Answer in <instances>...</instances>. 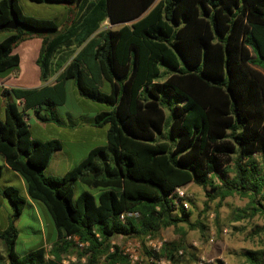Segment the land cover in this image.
Here are the masks:
<instances>
[{
    "label": "trees",
    "instance_id": "16d2710c",
    "mask_svg": "<svg viewBox=\"0 0 264 264\" xmlns=\"http://www.w3.org/2000/svg\"><path fill=\"white\" fill-rule=\"evenodd\" d=\"M30 1L64 5L68 17L38 19L24 15L18 0H0V32L9 33L0 43V74L18 69L15 47L38 37L43 83L1 91L0 155L22 178L28 198L45 208L57 238L51 258L43 246L19 257L15 222L26 202L17 188L0 184L12 209L0 232V264H62L72 239L84 250L68 264L100 258L129 264L114 237L144 247L168 228L204 234L205 224L192 222L184 206L190 200L175 193L189 184L206 192L200 214L237 195L250 203L232 222L264 215V0H81L77 7V0ZM12 17L18 27L1 29ZM106 22L111 28H102ZM67 81L81 98L106 108L89 122L107 128L106 144L56 178L44 171L61 143L33 139L25 118L33 112L42 123L61 125L56 109L66 102ZM1 172L0 166V178ZM77 181L102 192L74 201ZM128 213L138 216L120 219ZM144 251L172 264L198 259L183 241ZM238 255L246 264H264V243Z\"/></svg>",
    "mask_w": 264,
    "mask_h": 264
},
{
    "label": "rangeland",
    "instance_id": "374dc122",
    "mask_svg": "<svg viewBox=\"0 0 264 264\" xmlns=\"http://www.w3.org/2000/svg\"><path fill=\"white\" fill-rule=\"evenodd\" d=\"M48 9L37 11L41 17H54L56 9ZM68 17V16H67ZM103 29L111 28L106 22L102 25ZM29 64L28 58L22 56V68L21 74L28 71ZM76 88L73 81L66 82V102L63 106L58 107V111L61 119L69 125L71 115L75 121L80 122L82 119L93 117L103 105L93 103L90 100L80 98L82 101H78L77 95L73 92ZM4 100V99H3ZM2 100L0 98V106ZM5 104V101H4ZM46 114L41 112V115ZM30 116L29 125L33 136L40 140L45 141L51 137H64L61 138L64 141V153L57 159H51L48 168L45 170V175L60 178L64 176L73 167L78 165L85 159L87 154L96 147H102L106 143V130L107 128H92L86 124H81L80 131L75 138L74 143H68L66 134H70V129L60 127L52 123L50 127L42 123L33 112H29ZM91 130V133H87ZM259 159V157H258ZM98 158V162H100ZM2 165V159L0 157V166ZM0 184L11 185L21 190V184L18 180L11 177L5 170H2ZM184 197L190 200V203L186 204L187 208L191 210V221H201L206 226V232L201 234L198 230H189L187 226H180L177 228H168L161 230L155 237L147 238L144 242V247L135 238H126L116 236L112 239V243L118 245L123 253L128 256L129 264H151L152 258H148L145 254L146 251L158 252L162 244L167 242H180L194 249L197 254V261L193 264H246L245 261L239 257V252L243 249H257L258 245L264 243V233L254 235L253 232L256 227L264 228V215L257 214L253 218L248 220H242L238 222H232L233 216L237 209H243L250 203L248 198H241L237 195H232L225 198L221 203L215 200L209 203V211L205 214H200L203 210L204 202L207 201L206 192L204 189L189 184L184 189ZM209 191V189H207ZM83 192H88L93 196H97L100 192L99 189L91 188L77 181L74 185V198L76 200ZM2 205H0V225L3 222L4 211L8 214L12 213L9 201L6 198L1 197ZM42 205H39V211L42 215L43 227L39 220H37L32 209L25 207L22 215L19 217L17 224L15 225L18 235L15 244V253L19 257H23L28 252L45 246L46 257L51 258L50 250L52 248L53 241L56 240L57 234L52 225L47 220L48 215L43 211ZM46 214V215H45ZM202 215V216H200ZM44 236L49 244H41L44 241ZM72 246L63 254L62 264H68L69 262L75 263L79 259V254L84 250V245L79 244L76 239H72ZM194 252V251H193ZM0 256H5L3 244L0 240ZM181 256V251L179 252ZM180 259V258H179ZM186 259L179 260L178 264L186 263ZM87 257L81 258L82 263H86ZM154 261V260H153ZM163 261L165 263H163ZM155 264H172L164 259L154 261ZM104 264L103 258H100L98 263Z\"/></svg>",
    "mask_w": 264,
    "mask_h": 264
},
{
    "label": "crops",
    "instance_id": "0c3cea01",
    "mask_svg": "<svg viewBox=\"0 0 264 264\" xmlns=\"http://www.w3.org/2000/svg\"><path fill=\"white\" fill-rule=\"evenodd\" d=\"M18 3H19V6H20L22 13L26 16L35 17L38 19L55 20L58 23L64 22L68 16V7H66L64 5L36 4V3L31 2L30 0H18ZM50 7H53L52 9H56L55 13H54V17H41L38 15L37 11L39 9L44 10V9H48ZM8 35H9V33H7V32H0V43ZM40 48H41V39L38 37H32V38L20 43L18 46L15 47V49L13 51V53L16 54L20 59L18 69L14 70V71H10V72L5 73V74H0V98L2 100V104L0 106V119L1 120L4 119V100L1 97V91L3 89H7V90H10V89H38V88L43 86V83L40 80V70H39L37 63H36L38 56H39ZM22 56H25V58H28L29 68H28V71L26 73L21 74ZM73 93L75 96L77 95L78 101L81 102L82 100L79 99L80 96L78 95L77 91H75ZM20 109H21V107H20ZM105 110H106L105 107L100 108L99 111L96 112V114H98L102 111H105ZM56 112H57V114H58V116L62 122V124L58 125V126H60V127L67 126L70 129V131H69L70 134H66L67 137L65 138V139H67L68 143H74L75 138L77 137V135L80 131L79 128L81 127V124H86L89 127H92L89 122L96 115L95 114L93 117H88V118L82 119L80 122L75 121L74 118L71 115H69L71 122L69 125H66V123L61 119L57 110H56ZM25 121H26V123L29 127V130H30V133H31V128L29 125V121H30L29 115H28V117L25 118ZM45 125L50 127V125H52V123H45ZM55 125H57V124H55ZM92 128H95V127H92ZM96 129H99V128H96ZM87 133H91V130H89V132H87ZM31 137L35 140H38L33 136L32 133H31ZM61 138H64V137H61ZM61 138L60 137L59 138L58 137H51L49 139H46L45 141H41V142H46V141H50V140H58L61 143V148L52 154V157H51L52 160L55 158L58 161L59 160L58 157H60L64 153V146H63L64 141ZM105 138H106V135H105ZM38 141H40V140H38ZM0 157L2 159V165H1L2 170H5L8 174L11 175L12 178L18 180L21 184L20 185L21 186L20 195L25 199V202H26L23 210L25 209V207L32 209L37 220H39L41 226L43 227L42 215H41V212L39 211L40 210L39 205H41V204L34 202L28 198V195L26 192V187H25V184H24L22 178L17 173L12 171L6 165L3 156L0 155ZM51 159H50V161H51ZM49 164H50V162H49ZM49 164H48V166H49ZM44 175H45V171H44ZM45 176H48V175H45ZM50 177H52V176H50ZM0 180H1V178H0ZM1 186L5 187V186H11V185H6V184L2 185L1 184ZM99 190H100V192H99V194H100L102 192V190L101 189H99ZM1 197H3V196L0 194V205H2V200H1L2 198ZM73 198H74V186H73ZM40 207H42V206H40ZM42 209H44L43 211H45V213L47 214L45 208L42 207ZM23 210H22V212H23ZM10 215L11 214H8V212L4 211L3 222L0 225V232L4 231L6 229V227L8 226V218ZM21 215H22V213H21ZM47 218H48L47 220H49V217H47ZM18 220H19V218L16 220L15 225L17 224ZM48 223H50V224H48L49 226L52 225L50 220ZM1 243H2V241H1ZM53 243H54V241L50 244H53ZM41 244H49L47 239L45 238V236H44V241ZM43 247L45 248V246H43Z\"/></svg>",
    "mask_w": 264,
    "mask_h": 264
},
{
    "label": "built area",
    "instance_id": "2783aa9c",
    "mask_svg": "<svg viewBox=\"0 0 264 264\" xmlns=\"http://www.w3.org/2000/svg\"><path fill=\"white\" fill-rule=\"evenodd\" d=\"M16 104L17 106L21 107L22 106V101H16ZM176 195L179 197V198H183L185 195H184V190L183 188H177L176 191H175ZM185 208H187L186 204H184ZM137 214L136 213H128V214H125V215H121L120 216V219L121 220H124L125 217H132V218H137ZM140 244V243H139ZM124 254V253H123ZM125 255V254H124ZM163 263H165L163 261ZM151 264H155V262L153 260H151Z\"/></svg>",
    "mask_w": 264,
    "mask_h": 264
},
{
    "label": "water",
    "instance_id": "95a60500",
    "mask_svg": "<svg viewBox=\"0 0 264 264\" xmlns=\"http://www.w3.org/2000/svg\"><path fill=\"white\" fill-rule=\"evenodd\" d=\"M81 0H77L75 7L79 5ZM18 27V23L14 17L11 18L5 25L1 26V29L15 30Z\"/></svg>",
    "mask_w": 264,
    "mask_h": 264
}]
</instances>
